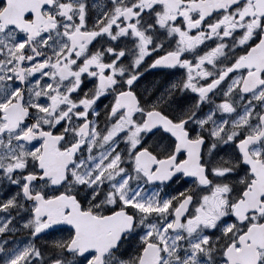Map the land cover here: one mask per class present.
I'll return each instance as SVG.
<instances>
[{"label": "snow or ice", "instance_id": "obj_1", "mask_svg": "<svg viewBox=\"0 0 264 264\" xmlns=\"http://www.w3.org/2000/svg\"><path fill=\"white\" fill-rule=\"evenodd\" d=\"M0 264H264V0H0Z\"/></svg>", "mask_w": 264, "mask_h": 264}]
</instances>
